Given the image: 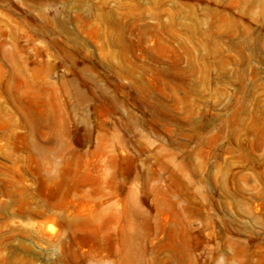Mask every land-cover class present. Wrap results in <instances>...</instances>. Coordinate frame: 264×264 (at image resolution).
Masks as SVG:
<instances>
[{"label":"rangeland","instance_id":"1","mask_svg":"<svg viewBox=\"0 0 264 264\" xmlns=\"http://www.w3.org/2000/svg\"><path fill=\"white\" fill-rule=\"evenodd\" d=\"M0 264H264V0H0Z\"/></svg>","mask_w":264,"mask_h":264}]
</instances>
